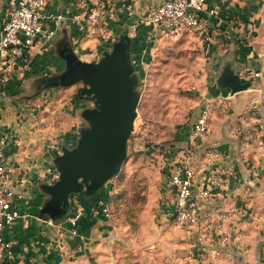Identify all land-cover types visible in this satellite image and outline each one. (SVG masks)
<instances>
[{
    "label": "crops",
    "instance_id": "0c3cea01",
    "mask_svg": "<svg viewBox=\"0 0 264 264\" xmlns=\"http://www.w3.org/2000/svg\"><path fill=\"white\" fill-rule=\"evenodd\" d=\"M79 1L46 0L43 14L61 13L66 9L75 14L80 10ZM163 1L113 0L117 12L110 18L106 16L107 40L88 35L86 30L79 29L67 19L54 39L52 51L36 57L31 67L13 77L12 82L19 81V90L23 93L27 85L48 78L45 73L54 65L61 72L65 69V62L59 56L60 50L71 49L82 61H97L102 50H110L123 31L127 33L123 36L137 44L139 40L145 42L151 37H166L154 32L151 26L139 25L136 31L130 28L139 15L157 8ZM90 3L99 5V0H90ZM122 4L133 6L132 16H127ZM7 16V4L0 0V30ZM203 21L202 30L196 31V36L205 41L204 50L209 63L201 109L209 106L212 111L210 131L196 146L198 154L201 150L207 154H203L194 167V192L199 207L210 213V228L216 229L214 225L220 222L223 226L222 233L217 235V230H207L202 246L208 254L198 264H264V145L260 144L253 114L264 98L257 90L259 81L247 73L264 69V0H206ZM225 68L242 74L243 80L251 81V88L228 94L226 87L218 86L219 76ZM51 93L48 91L47 94ZM76 102L81 105L78 100ZM32 105H35L33 99L11 102L8 94L0 93V135L8 132L12 136L3 147L4 157L14 166L13 181L22 180L14 188L17 194L15 204L21 217L4 232V236L13 241V260L0 264H197L187 254L192 238L185 232L183 240L171 243L165 242L163 237L148 242L146 236L140 244L141 251L146 247V255L140 252L135 259L137 252L131 250V245H136V241L130 236L131 231L119 227L113 213L104 217L92 210L98 196L108 201L104 192H111L110 180L95 193L69 194L68 208L60 206L54 215L48 212L50 195L47 187L56 182L50 170L55 169L51 158L61 155L64 149L74 148L82 128L79 134L74 130L66 131L53 140L40 134L43 125L39 119L33 120ZM218 122L219 128L216 126ZM234 122L243 128L240 131L231 129ZM250 131L256 140L259 139V145L251 152L246 141ZM262 140L264 142L263 136ZM187 148L182 151L183 159ZM248 154L253 157L261 155L263 160L253 164ZM168 165L165 164V171L170 203L165 216L167 221L175 224ZM204 189L212 194L208 200L197 196ZM75 207L83 209V216L77 223V234L71 235L66 218ZM68 209L70 211L64 217ZM228 212L229 216H225ZM61 215L64 218L58 219ZM127 232L130 238L125 236ZM218 248L221 254L215 257L211 252Z\"/></svg>",
    "mask_w": 264,
    "mask_h": 264
},
{
    "label": "rangeland",
    "instance_id": "374dc122",
    "mask_svg": "<svg viewBox=\"0 0 264 264\" xmlns=\"http://www.w3.org/2000/svg\"><path fill=\"white\" fill-rule=\"evenodd\" d=\"M107 18L104 19L107 21ZM124 34H127L126 31L121 32L115 41L117 42L120 35ZM106 36L94 35L98 40H107ZM117 47L119 50L125 49L123 43ZM204 49L205 41H201L195 31L183 32L177 38L151 37L145 42L139 40V44L130 41L128 45V58L135 79V90L139 94L137 115L127 142L126 158L119 173L109 179L111 192H104V195L108 198L117 225L129 229L130 236L136 241V245L133 243L131 245V250L137 252L134 254L135 259L140 252L143 256L146 255V247L140 250V244L145 241L146 236L148 242L163 237L165 242L171 243L183 240L184 232L192 238L189 242L190 249L187 251L190 258L198 264L205 259V254H208L204 250H193L198 245L202 246L204 239H198L185 227L167 221L165 216L170 203L165 164L170 166L176 160L180 158L182 160V151L186 147L193 153L186 156L185 160L194 167L197 160L199 161L203 154H207L204 150L198 154L196 146L208 133L200 139H192L190 134L192 123L201 110L202 93L207 85L209 58ZM107 59L111 60L109 57ZM54 67L57 68L55 65ZM54 67L45 73V76L52 77L63 71L60 72ZM238 75L241 81L251 83L249 80H243L242 74ZM93 81L94 78L89 82ZM12 83L14 84L6 93L10 96V101L33 99L35 102V105H32L33 120L39 119L43 125V128L39 129L40 134H46L45 136L53 140L66 131L74 130L79 134V129L88 125L81 116L82 112L95 109L97 106L93 98L79 97L81 83L68 87H45L42 81L36 80L34 84L27 85L26 89L22 90L23 93L19 90V81ZM226 88L229 90L228 94H236H232L230 89ZM48 91L52 93L47 94ZM77 100L81 105H77ZM216 126L221 127L219 122ZM232 128L240 131L243 127L234 122L231 124ZM259 135L260 144L264 145L262 135ZM247 138L251 152L259 145V139L256 140L251 131ZM56 157L51 158L53 165ZM248 158L252 159L253 164L263 160L261 155L256 157L249 155ZM69 211L70 209L64 217ZM222 226L223 222L214 225L218 233H222ZM125 236L130 238L128 232ZM211 253L215 257L220 256L219 248Z\"/></svg>",
    "mask_w": 264,
    "mask_h": 264
},
{
    "label": "built area",
    "instance_id": "2783aa9c",
    "mask_svg": "<svg viewBox=\"0 0 264 264\" xmlns=\"http://www.w3.org/2000/svg\"><path fill=\"white\" fill-rule=\"evenodd\" d=\"M7 4L8 18L0 30V90L4 89L13 77L27 71L36 57L51 52L54 39L64 21L69 19L79 29L86 30L91 36H106L108 23L104 19L114 16L117 12L113 0H99V5H91L90 0H80L79 12L70 14V10L56 14H43L46 0H2ZM127 16L133 15L131 4H122ZM206 12V0H165L157 8L150 9L139 15L131 30L137 26H151L154 32L177 38L187 31H200L203 26V14ZM213 13V11H210ZM83 13V14H82ZM264 69L249 71L250 75L259 81L258 93L264 98ZM16 81V80H15ZM0 93H3L0 91ZM211 108L204 106L191 126V138L200 139L209 131ZM256 131L264 138V102L253 110ZM12 138L8 132L0 135V262L13 260V241L4 236L7 228L11 227L20 217L15 201L17 194L15 185L22 182L13 181L14 166L4 157L3 147ZM192 154L186 149L185 156ZM52 171V179L59 178V172ZM168 179L173 190L172 220L176 225L185 227L198 239L206 238L207 230L214 232L211 227L210 213L202 210L195 199L194 179L195 168L185 159L173 162L168 168ZM197 196L208 200L211 192L200 190ZM92 210L96 214L110 217L111 207L103 196H98ZM83 216V209L75 207L66 218L71 235L77 234V223ZM229 216V212L227 215ZM219 234L215 231V235ZM193 250H204L198 245ZM215 251V250H213ZM192 253V251H191Z\"/></svg>",
    "mask_w": 264,
    "mask_h": 264
},
{
    "label": "water",
    "instance_id": "95a60500",
    "mask_svg": "<svg viewBox=\"0 0 264 264\" xmlns=\"http://www.w3.org/2000/svg\"><path fill=\"white\" fill-rule=\"evenodd\" d=\"M122 43L125 49L119 50L117 46ZM129 43L126 36H120L109 51L92 62L82 61L71 49H65L64 55L59 54L65 62V69L44 79L45 87L82 83L85 86L83 91L97 103L95 109L83 114L89 126L81 129L76 146L64 149L55 158L59 178L47 187L50 195L47 210L53 215L60 206L69 207V194L95 192L117 175L126 158L139 100L128 58ZM218 86L228 87L233 94L248 90L251 83L241 81L237 73L225 68L219 76ZM58 217L61 219L63 215Z\"/></svg>",
    "mask_w": 264,
    "mask_h": 264
},
{
    "label": "flooded vegetation",
    "instance_id": "af4514ba",
    "mask_svg": "<svg viewBox=\"0 0 264 264\" xmlns=\"http://www.w3.org/2000/svg\"><path fill=\"white\" fill-rule=\"evenodd\" d=\"M44 84H45V82L44 81H42ZM82 84V83H81ZM85 89V86H83V84H82V87L80 88V90H79V92H78V95H79V97L80 96H86V97H89L90 98V96H88L87 95V93L86 92H84L83 90ZM91 110H93V109H91ZM85 111H88V110H84L83 112H82V114H81V116L83 117V118H85V115H83L84 113H85ZM86 119V118H85ZM87 121V120H86ZM88 122V121H87ZM89 126V124L86 126V127H88ZM85 127V128H86Z\"/></svg>",
    "mask_w": 264,
    "mask_h": 264
},
{
    "label": "trees",
    "instance_id": "16d2710c",
    "mask_svg": "<svg viewBox=\"0 0 264 264\" xmlns=\"http://www.w3.org/2000/svg\"><path fill=\"white\" fill-rule=\"evenodd\" d=\"M62 54V55H64L65 54V52H63V50H60V52H59V54ZM12 84H14V83H12V82H10L4 89H1L0 91L1 92H3V93H7V91H8V89H9V87L12 85ZM86 192V191H85ZM87 193H92V192H88L87 191ZM93 193H95V192H93Z\"/></svg>",
    "mask_w": 264,
    "mask_h": 264
}]
</instances>
